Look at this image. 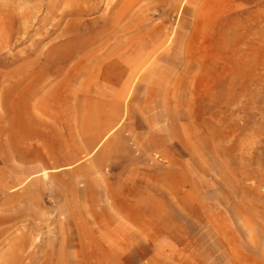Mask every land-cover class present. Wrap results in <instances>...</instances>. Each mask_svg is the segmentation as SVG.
<instances>
[{
  "label": "rangeland",
  "instance_id": "374dc122",
  "mask_svg": "<svg viewBox=\"0 0 264 264\" xmlns=\"http://www.w3.org/2000/svg\"><path fill=\"white\" fill-rule=\"evenodd\" d=\"M0 264H264V0H0Z\"/></svg>",
  "mask_w": 264,
  "mask_h": 264
},
{
  "label": "crops",
  "instance_id": "0c3cea01",
  "mask_svg": "<svg viewBox=\"0 0 264 264\" xmlns=\"http://www.w3.org/2000/svg\"><path fill=\"white\" fill-rule=\"evenodd\" d=\"M101 79H102L101 82H103L104 85L101 86L102 88L99 87L97 89L99 91L96 94L93 93V95H96V96L98 95L97 96L98 98H103L104 100H108V98L114 97V92H113V90L111 91V88L109 86V84L112 81V78L110 76L104 75V76L99 78V80H101ZM117 79H120V76ZM99 83H100V81H99ZM96 96H94V97H96ZM119 99L123 101L122 97ZM106 103H107V101H106ZM109 112H110V110H109V107L107 106L106 108L103 109V113H101L102 118L100 117L97 119V117H96V119H93L90 121V124L88 123L87 127L90 129L89 130L90 134H91V136H94V138L96 140L95 141V148H93L92 150H88V152L89 151H91L92 153L95 152L97 150V148L101 145L103 140L106 137H108L112 132H114V130L116 128V124L114 123L115 121L111 122V118H113V117L116 118L117 115L115 114V112H113L112 113L113 115L111 117H109L108 116L110 114ZM98 115L99 114H97V116ZM83 128L84 127L82 126L81 129H83ZM159 137L162 138L163 133H160ZM154 179H156V181L159 180V178H154ZM150 201H153L156 206L158 205L156 198L150 199ZM116 207H117V205H116Z\"/></svg>",
  "mask_w": 264,
  "mask_h": 264
}]
</instances>
